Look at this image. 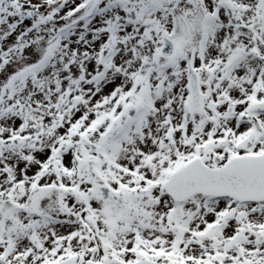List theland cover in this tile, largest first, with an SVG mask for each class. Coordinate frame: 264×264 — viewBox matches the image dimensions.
I'll return each mask as SVG.
<instances>
[{
	"label": "snow or ice",
	"instance_id": "6c2138e0",
	"mask_svg": "<svg viewBox=\"0 0 264 264\" xmlns=\"http://www.w3.org/2000/svg\"><path fill=\"white\" fill-rule=\"evenodd\" d=\"M0 264H264V0H0Z\"/></svg>",
	"mask_w": 264,
	"mask_h": 264
}]
</instances>
